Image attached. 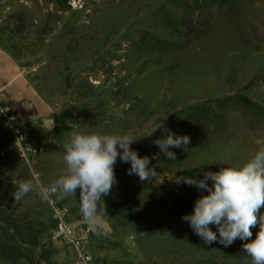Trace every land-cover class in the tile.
Masks as SVG:
<instances>
[{
	"label": "rangeland",
	"instance_id": "374dc122",
	"mask_svg": "<svg viewBox=\"0 0 264 264\" xmlns=\"http://www.w3.org/2000/svg\"><path fill=\"white\" fill-rule=\"evenodd\" d=\"M166 1L0 0V54L13 65L6 77L0 64V95L18 128L16 136L0 128V264H82L80 254L86 264H252L245 241L205 245L194 234L181 217L207 192L172 179L239 167L264 147V0L195 13L201 34L189 40L147 29ZM142 32L175 47L157 50ZM228 95L257 109H237L215 136H191L187 109ZM164 129L189 136L188 149L171 148L174 161L161 153L159 166L152 159L158 176L143 182L118 157L117 183L103 197L106 231L84 223L79 190L51 198L65 208L74 243L53 235L49 202L37 192L14 201L20 181L48 186L65 174L74 132L130 135L131 148L152 157ZM251 231L255 239L259 223Z\"/></svg>",
	"mask_w": 264,
	"mask_h": 264
},
{
	"label": "clouds",
	"instance_id": "9594fccd",
	"mask_svg": "<svg viewBox=\"0 0 264 264\" xmlns=\"http://www.w3.org/2000/svg\"><path fill=\"white\" fill-rule=\"evenodd\" d=\"M158 128H163V124ZM164 131L165 136L153 141L160 151L152 157L139 156L131 148L137 139L130 135L74 132L64 145L65 174L48 186L38 178L20 181L12 193L14 201H20L33 191L42 200L48 201L52 194L76 196L79 190V210L84 223L93 232L106 231L103 197L108 196L117 183L114 173L117 158L122 163H130L127 174L136 175L143 182L158 176L156 168L149 166L152 159H156L159 166L161 153L167 160L174 161L177 156L171 148L188 149L187 145L191 142L189 136H178L167 129ZM172 180L177 185L187 184L207 192V195L196 199L191 214L181 217L205 245L218 242L229 247L239 238L245 241L242 252L246 258H250L252 264H264V215L259 218L257 215L264 208V147L239 167H222L217 172H205L202 179L176 176ZM258 223L259 231L255 239H251V229ZM209 225H215L217 231L214 232Z\"/></svg>",
	"mask_w": 264,
	"mask_h": 264
},
{
	"label": "trees",
	"instance_id": "16d2710c",
	"mask_svg": "<svg viewBox=\"0 0 264 264\" xmlns=\"http://www.w3.org/2000/svg\"><path fill=\"white\" fill-rule=\"evenodd\" d=\"M231 0H167L157 7L147 21L148 30H166L181 40H189L198 34L202 21L193 17L199 13V18L208 15L211 10L229 5ZM204 34V32H202ZM143 38L153 42L157 50L165 51L175 47V44L162 42L159 35L142 32ZM167 46V47H166ZM238 110L255 111L254 103L242 96H223L208 99L205 102L190 106L182 119L190 124L189 134L197 136H215L221 128L230 122L232 114ZM203 177V175L201 176Z\"/></svg>",
	"mask_w": 264,
	"mask_h": 264
},
{
	"label": "built area",
	"instance_id": "2783aa9c",
	"mask_svg": "<svg viewBox=\"0 0 264 264\" xmlns=\"http://www.w3.org/2000/svg\"><path fill=\"white\" fill-rule=\"evenodd\" d=\"M14 123L15 115L9 109V107L5 105L0 95V128H3L11 135L16 136L18 133V128H16ZM53 195L55 194H52L48 200L50 211L54 218L53 235L60 239L74 243L75 234L72 225L67 221L65 215L66 210L63 206L57 204L56 200L51 199ZM79 256L82 264H86L90 260V257L87 255L80 254Z\"/></svg>",
	"mask_w": 264,
	"mask_h": 264
},
{
	"label": "crops",
	"instance_id": "0c3cea01",
	"mask_svg": "<svg viewBox=\"0 0 264 264\" xmlns=\"http://www.w3.org/2000/svg\"><path fill=\"white\" fill-rule=\"evenodd\" d=\"M0 64H2V68H3V75L6 77H9L12 73V62H11V58L6 56V55H2L0 54ZM2 74V73H0ZM3 82V81H2Z\"/></svg>",
	"mask_w": 264,
	"mask_h": 264
}]
</instances>
